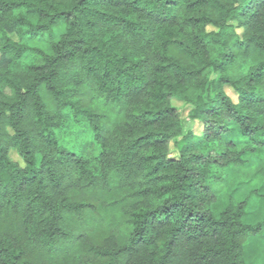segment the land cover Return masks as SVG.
Here are the masks:
<instances>
[{"label": "clouds", "instance_id": "9594fccd", "mask_svg": "<svg viewBox=\"0 0 264 264\" xmlns=\"http://www.w3.org/2000/svg\"><path fill=\"white\" fill-rule=\"evenodd\" d=\"M0 264H264V0H0Z\"/></svg>", "mask_w": 264, "mask_h": 264}]
</instances>
